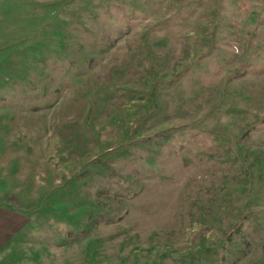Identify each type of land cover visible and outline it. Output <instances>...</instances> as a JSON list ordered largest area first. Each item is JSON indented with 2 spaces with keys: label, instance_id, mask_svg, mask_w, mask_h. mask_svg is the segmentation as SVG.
Here are the masks:
<instances>
[{
  "label": "rangeland",
  "instance_id": "obj_1",
  "mask_svg": "<svg viewBox=\"0 0 264 264\" xmlns=\"http://www.w3.org/2000/svg\"><path fill=\"white\" fill-rule=\"evenodd\" d=\"M0 264H264V0H0Z\"/></svg>",
  "mask_w": 264,
  "mask_h": 264
}]
</instances>
